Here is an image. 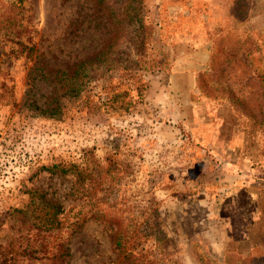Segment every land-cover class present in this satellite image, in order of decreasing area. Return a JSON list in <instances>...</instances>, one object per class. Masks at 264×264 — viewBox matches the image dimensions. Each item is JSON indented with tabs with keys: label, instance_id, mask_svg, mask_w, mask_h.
<instances>
[{
	"label": "rangeland",
	"instance_id": "1",
	"mask_svg": "<svg viewBox=\"0 0 264 264\" xmlns=\"http://www.w3.org/2000/svg\"><path fill=\"white\" fill-rule=\"evenodd\" d=\"M0 264H264V0H0Z\"/></svg>",
	"mask_w": 264,
	"mask_h": 264
},
{
	"label": "trees",
	"instance_id": "2",
	"mask_svg": "<svg viewBox=\"0 0 264 264\" xmlns=\"http://www.w3.org/2000/svg\"><path fill=\"white\" fill-rule=\"evenodd\" d=\"M106 0H96V2L98 4H104ZM13 5H15V3H13ZM114 10H112L113 12ZM120 12V8L119 10H117ZM15 12V11H14ZM11 12L8 16H6V21L8 22V27L10 28L9 32L13 33L16 31V28L18 26V17H17V13L15 12ZM111 12V16H113V19H115L116 17L113 15V13ZM123 13V12H121ZM123 17H120L121 20H126L129 17H134V14H130L129 12L125 11L123 13ZM138 20V19H137ZM130 23V21L128 22ZM17 42V41H16ZM19 43L23 44V41L18 40ZM24 47L26 48V56L34 59V64L31 66L30 71H29V77H28V90H27V94H28V99L29 102H40V100L37 98L36 93H35V82L37 80H39L42 77H48L46 72H45V68L47 67V65L43 62L42 58V54L44 52L40 51L35 43L32 44H26L24 45ZM42 53V54H41ZM86 60H79V62H75L72 65L75 64L76 67H83L85 68ZM72 65L69 66V71L65 72L62 71L61 75L54 76L53 77V81H54V86H53V93L51 95L48 96V99L45 100L44 102H53L51 104H47L44 107H41V110L43 112H47L49 115L55 116L58 115L62 112V103L65 100V97H71L73 95V92L75 89H77L76 86H72V81H71V77L73 75V73H77L78 70L75 68L73 69ZM60 71V70H58ZM12 102H16L13 99V94H12V98H11ZM84 171V170H83ZM79 174H81V171H78ZM52 208V215H50L48 218L45 219V221L43 222L42 226L45 227V229L49 230L51 228L54 227H59L61 226L62 222H61V218H58V215H60L63 212V205L60 202H55L51 205ZM63 250H66L67 253L68 252V246H65L63 248ZM31 254L33 253V251H30ZM63 253V252H62ZM30 257H33V255H31ZM35 257V256H34Z\"/></svg>",
	"mask_w": 264,
	"mask_h": 264
}]
</instances>
